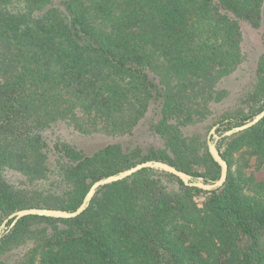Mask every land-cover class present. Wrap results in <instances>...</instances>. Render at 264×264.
Returning a JSON list of instances; mask_svg holds the SVG:
<instances>
[{
    "label": "trees",
    "instance_id": "16d2710c",
    "mask_svg": "<svg viewBox=\"0 0 264 264\" xmlns=\"http://www.w3.org/2000/svg\"><path fill=\"white\" fill-rule=\"evenodd\" d=\"M263 12L264 0H0V226L24 208L75 211L95 181L148 160L219 179L207 134L264 110L263 52L243 105L211 117L245 59L243 25ZM63 122L108 139H50ZM218 149V190L144 169L76 218L20 219L0 264H264V180L247 172L264 164V118Z\"/></svg>",
    "mask_w": 264,
    "mask_h": 264
},
{
    "label": "water",
    "instance_id": "95a60500",
    "mask_svg": "<svg viewBox=\"0 0 264 264\" xmlns=\"http://www.w3.org/2000/svg\"><path fill=\"white\" fill-rule=\"evenodd\" d=\"M263 118H264V110L256 114L253 118L247 120L244 124L233 127L229 130L217 131L218 125L214 126L211 129L208 135V149L212 158L219 164L221 168L220 178L215 181L205 182L203 179L196 178L190 175L189 173L182 171L165 161H160V160L144 161L128 169L120 171L117 174L109 175L95 181L90 187L86 196L84 197L81 205L75 211L56 209V208L31 207V208H24L14 212L7 219H5L0 226V241L2 240L5 233L8 230L16 226V224L20 221V219L26 216L35 215V216H45V217L63 218V219L76 218L88 209L94 196L101 187L112 184L114 182L124 180L144 169H154L172 174L178 177L180 180H182L185 185L191 187H198L204 191L210 192V191L218 190L219 188L223 187L224 184L226 183L229 173L228 162L221 155L218 149V142L224 137L232 136L234 134L240 133L255 126Z\"/></svg>",
    "mask_w": 264,
    "mask_h": 264
},
{
    "label": "rangeland",
    "instance_id": "374dc122",
    "mask_svg": "<svg viewBox=\"0 0 264 264\" xmlns=\"http://www.w3.org/2000/svg\"><path fill=\"white\" fill-rule=\"evenodd\" d=\"M243 33L245 59L233 73L222 79L220 87L228 91V97L214 105V114L211 116L213 119L212 121H219L225 111H231L235 109L237 105H243L241 102L244 99L243 97H245V93L253 87L255 79V59L264 52V12L261 26L259 28H254L249 25H243ZM208 135L209 134H207V143ZM48 137L52 140L62 137L74 144L87 148L92 146L96 147L98 144L104 143L105 139H108V136L103 134L83 136L64 122L59 123L50 130L48 132ZM247 172L253 174L259 180H264V164L257 168L255 159L251 160ZM9 175L12 179L16 178V176L14 177V173L10 172ZM206 197L207 194H200L197 196L196 202L202 205Z\"/></svg>",
    "mask_w": 264,
    "mask_h": 264
}]
</instances>
